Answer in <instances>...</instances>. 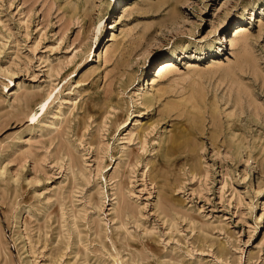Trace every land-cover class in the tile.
Listing matches in <instances>:
<instances>
[{
    "label": "rangeland",
    "instance_id": "374dc122",
    "mask_svg": "<svg viewBox=\"0 0 264 264\" xmlns=\"http://www.w3.org/2000/svg\"><path fill=\"white\" fill-rule=\"evenodd\" d=\"M0 264H264V0H0Z\"/></svg>",
    "mask_w": 264,
    "mask_h": 264
},
{
    "label": "bare ground",
    "instance_id": "6f19581e",
    "mask_svg": "<svg viewBox=\"0 0 264 264\" xmlns=\"http://www.w3.org/2000/svg\"><path fill=\"white\" fill-rule=\"evenodd\" d=\"M99 27H101V23L99 24ZM242 57H244V56L242 55ZM244 60H245V57H244ZM246 60H248V59L246 58ZM248 62H249V60H248ZM250 65H252V63ZM5 87H6V85H5ZM51 97H52V94L50 93V94L43 96L39 99L31 101V104H33V106H38L40 110H43L47 106V104L49 103V100L51 99ZM30 99L32 100L31 97H29V100ZM28 117H29L30 121H33L36 118V113L31 111L29 113Z\"/></svg>",
    "mask_w": 264,
    "mask_h": 264
}]
</instances>
